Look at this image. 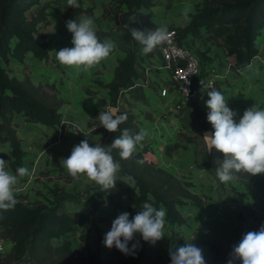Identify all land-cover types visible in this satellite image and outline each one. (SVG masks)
Instances as JSON below:
<instances>
[{"label": "rangeland", "instance_id": "1", "mask_svg": "<svg viewBox=\"0 0 264 264\" xmlns=\"http://www.w3.org/2000/svg\"><path fill=\"white\" fill-rule=\"evenodd\" d=\"M229 1L234 0H214V3ZM201 2L202 0H153L150 20L154 27L151 26L149 30L165 27L169 23L177 26L186 24L188 19H184V10L193 12L196 6L202 5ZM78 3L79 7L73 8L67 6V0H38V6L44 7L45 20L36 25L34 36L45 45L46 55L42 58L33 57L30 66L25 62V54L21 61L11 59L7 64L3 62V67L11 77L28 79L36 87H40L41 91L55 95L60 102V121L52 126L27 121L20 114L12 116L11 123L24 153L20 165L12 163L9 143L4 137L5 133L0 131V158L7 161L8 170L14 174L21 166L29 170V175L18 179L16 198L28 205L57 204L58 212L70 215L81 212L86 213L88 217L87 223L76 225L65 238L69 240L72 250L82 247V256L75 251L72 255L65 250L49 251L38 257L40 264H71L70 259L72 264H95L97 256L103 258L104 262L111 257V264H122L124 253L120 251L116 255L103 241L97 242L96 239L100 233L106 234L111 229L114 219L126 212L131 202L125 197L110 201L106 193L100 194L102 189L98 184L83 175L73 178L60 163L61 158H67L73 146L82 140L87 139L90 145L104 146L107 133L106 129L99 125L97 117L100 112L109 110V107L136 113L139 130L147 132L141 142L148 147L145 158L191 182V191L200 196L203 202L202 209L193 207L189 202L180 207L186 219L183 225L170 224L165 220L164 237L155 244L150 242L156 264H171L170 250L184 245L193 235L196 238L191 242L202 249L205 261L208 260L212 256V244H231L226 238L217 237L219 227L223 224L232 228L234 238L235 234L243 236L249 231H258L260 226L264 225V173L250 177L249 174L238 173L230 182L219 181L216 168L222 160L217 158V150L210 152V167L202 168L207 152L201 133L204 129L199 127L200 133L193 135L184 133L189 127L186 112L180 119H177L179 113L175 109L160 114L152 109L153 112L149 113L152 105L161 103L148 88L135 87L134 95H128L129 99L126 93L129 94L130 90L124 91L120 94L119 101L112 105L107 83L112 80L109 74L114 58H122L130 50L135 56H140L142 46L131 36L133 20L126 15L124 6L116 0H78ZM36 8L37 5H33L25 13L26 17L36 13ZM96 13L99 15L96 16ZM83 14L94 18L97 23V36L101 42L110 39L115 44L110 56L87 72L64 66L56 59V51L73 46L72 33L67 30L66 21L83 17ZM262 30L260 36H263L264 40V28ZM199 37L207 38L206 35ZM14 41L11 40L12 44ZM209 41L218 47L222 45L221 41ZM259 44L260 42L257 45L255 43L257 53L254 58L259 65H264V50L261 49V52L258 49ZM195 45L201 44L195 41ZM218 90L220 91L219 87ZM145 93H148L149 97ZM150 97L152 103L148 101ZM174 117L176 124L170 126L174 132L168 133V138L173 139L170 143L164 144L165 141H162L158 144V135L155 133L163 130L162 118L170 121ZM139 148L140 145L136 151ZM92 199L98 201V208L95 210H91ZM231 206L234 207V218L230 217ZM159 208H162L161 205L157 207ZM81 236H85L84 240ZM0 264H32V260L24 257L7 263V258L0 255Z\"/></svg>", "mask_w": 264, "mask_h": 264}, {"label": "trees", "instance_id": "2", "mask_svg": "<svg viewBox=\"0 0 264 264\" xmlns=\"http://www.w3.org/2000/svg\"><path fill=\"white\" fill-rule=\"evenodd\" d=\"M116 1L124 6L126 15L133 20L134 28L147 31L151 26L154 27L150 20L153 0ZM201 3V6H196L193 12H189L186 24L177 26L169 23L166 27H174L179 39L191 34L196 37L206 35L209 40L221 41L227 53L234 55V68L241 69L249 65L257 53L255 40L263 33L264 0H234L221 3H214V0H202ZM33 5H37V12L31 13L27 18L25 13ZM44 20V7L38 6V0H0V131L5 133L4 137L9 143L14 165H20L24 155L11 123L14 114L23 115L27 121L48 126L58 124L60 121V102L55 95L41 91L40 87H36L28 79L19 80L11 77L3 67V62L7 64L11 59L21 61L24 54L25 60L28 56L42 58L46 55L45 45L34 36L36 25ZM12 39L15 40L13 44ZM154 53H158V47L152 53L145 55L151 57ZM136 57L130 50L124 57L117 58L113 78L107 83L112 105L119 101L120 94L128 91L139 76L134 66ZM194 110L195 117L202 120L199 127L204 130L210 128L207 114L198 107ZM118 112L126 114L127 120L119 125L120 130L116 132L106 130L104 139L106 148L123 129H130L133 133L140 131L135 114L122 110ZM173 145L178 146V144ZM140 147L127 160L121 159L118 149L112 150L111 154L121 164V170L117 174L115 189L109 192L101 191L100 194L106 193L110 201L115 198L117 200L127 198L131 202L126 211L129 213V219L142 210L145 202H149L156 208L161 205L166 210L167 222L183 225L186 219L180 207L189 202L193 207L202 209L203 202L200 196L191 191V182L148 161L145 158L147 145L140 144ZM216 154L217 158L223 160V153L217 151ZM205 156L202 168H209L212 155L206 152ZM17 201L13 210L0 211V236L13 241L11 250L4 255L7 263L29 257L32 264H40L38 257L49 251L65 250L69 255L75 251L82 256V247L72 250L69 240L65 238L76 225L87 223L86 213L75 212L70 215L66 212H58L57 204L28 205L18 199ZM97 208L98 201L92 199L91 210ZM81 237L84 240L85 236ZM242 237L235 234L231 246H224L221 243L212 244L210 247L212 256L205 261V264H228L233 246L237 245ZM104 238L105 234L100 233L96 241L102 242ZM134 243H137L135 254H124L122 264H156V257L153 256L149 241L143 240L141 234L136 233L133 241L129 242L130 249ZM111 249L116 255L120 252L115 246ZM69 261L72 264L71 259ZM94 263L111 264L112 258L108 257L104 262L103 258L97 256ZM235 264H241V262L236 261Z\"/></svg>", "mask_w": 264, "mask_h": 264}, {"label": "clouds", "instance_id": "3", "mask_svg": "<svg viewBox=\"0 0 264 264\" xmlns=\"http://www.w3.org/2000/svg\"><path fill=\"white\" fill-rule=\"evenodd\" d=\"M67 6L79 7L78 0H67ZM95 15L98 16L99 13ZM183 16L185 20L188 19L189 9L184 10ZM66 28L72 33L73 46L56 51V59L64 66L87 72L107 59L115 48L110 39L100 41L97 26L91 16L69 19L66 21ZM130 31L132 38L142 46L143 54L152 53L169 40L166 26L147 31L132 28ZM201 84L203 85L202 81ZM203 90L209 97L205 102L208 108L207 120L214 129L211 133H205L203 140L207 152L215 149L223 153L224 157L216 168L219 181L230 182L238 173H264V109L256 105L249 107L237 122L234 119L237 112L228 106L221 91L215 88L209 91L204 86ZM117 113L119 112L115 108L100 112L97 117L99 125L110 132L120 130L119 125L127 120V115ZM146 136L145 130L133 133L130 129H123L107 148L101 144L90 145L85 139L73 146L71 154L67 158H61L60 163L73 178L83 175L98 184L102 191L109 192L115 189L117 174L121 170V164L111 154L112 150L118 149L121 159H130L137 145ZM27 175L29 170L26 167H18L14 174L8 170L7 161L0 158V211L15 208L18 203V179ZM165 217L164 208L157 209L151 203L145 202L142 210L132 219H129L128 212L118 215L112 222L111 229L105 234L103 243L108 248L115 246L126 255H134L137 243L132 244L131 249L128 245L135 234L139 233L143 240L155 244L165 235ZM195 238L193 235L184 245L170 250L171 264H205L202 249L191 242ZM229 255L228 264H235L236 261L241 264H264V225L258 231L244 234Z\"/></svg>", "mask_w": 264, "mask_h": 264}, {"label": "built area", "instance_id": "4", "mask_svg": "<svg viewBox=\"0 0 264 264\" xmlns=\"http://www.w3.org/2000/svg\"><path fill=\"white\" fill-rule=\"evenodd\" d=\"M167 29L169 40L158 47V53L148 57L141 52L140 56L136 57L134 66L139 76L128 88L130 92L126 93V97L133 96L132 90L137 86L148 88L160 100L159 107L166 110L172 107L179 113L177 119L182 118L186 112L189 127L184 133L193 135L196 132L200 133L199 124L202 122L195 117V107L208 113L205 102L209 97L203 86L209 91L212 88L218 90L217 82L225 76L223 68L232 73L233 70L241 72L240 69L233 67L234 55L228 54L223 45L218 47L207 38L201 39L191 34L179 39L174 27ZM262 38L263 36L256 38V45ZM195 41H199L201 45H195ZM207 52L210 54L208 59H212L204 58ZM217 63H220L219 73L213 69ZM12 245L11 239L0 236V255L7 254Z\"/></svg>", "mask_w": 264, "mask_h": 264}, {"label": "crops", "instance_id": "5", "mask_svg": "<svg viewBox=\"0 0 264 264\" xmlns=\"http://www.w3.org/2000/svg\"><path fill=\"white\" fill-rule=\"evenodd\" d=\"M184 3H185V1H184ZM191 8H193V6ZM190 11L191 10H189V12ZM83 16H87V15L83 14ZM95 24L97 26L96 22H95ZM258 49L261 52H262V50H264V40H262V39L260 40V44L258 46ZM208 54L209 53L207 52L205 54V56L203 55L205 59H208ZM209 57H210V54H209ZM116 58H117V56L114 58V64L110 70V74H109L110 79L113 78L114 67L116 65ZM32 59H33L32 56H28V58L25 60L26 64L30 66L29 63L31 62ZM209 59H212V58H209ZM210 62L213 63L212 61H210ZM216 62L217 61H215V63ZM257 62L258 61L256 60V58H254L253 61H251V63L249 65H247L244 68H241L240 72L243 75L238 74L236 72L235 73L228 72L227 70H225L223 68V75H225V76H224V78L220 79V81L217 82V86L219 87L220 91L222 92L225 99L227 100L228 106L232 110L237 112V116L234 117V119H236L237 122L242 117L244 111L249 107L256 105L258 108L264 109V65H259ZM213 69L215 72L219 73L220 72V63H217V65H214ZM145 94L147 96L149 95L148 93H145ZM150 95L153 96L151 93H150ZM148 101H149V103L150 102L152 103V97H150V99H148ZM152 109L154 111L155 110L159 111L158 112L159 114L161 112L166 113L170 109L174 110V108H172V107L169 108L168 110H166V108L159 107V105H155V106L152 105L151 110H149V113L153 112ZM171 117H172V115H171ZM162 119H163V121H161V122H163V125H164L163 130H158V132L155 133L158 135V137H157L158 144H160V142L162 143V141L163 142L165 141L164 144L170 143V140L173 138H168V136L170 133L174 132V131H172L170 126L176 124V122L174 121V120H176L175 117H174V119L171 118L170 121H165V118H162ZM139 126H141V125H139ZM173 135H175V134H173ZM253 181L255 182L256 179H253ZM260 200H262V199L260 198ZM231 210H232V215L230 217L234 218V215H233L234 207L231 206ZM221 224H223V223L221 222ZM223 225H220L219 230H218L219 234L217 235V237L218 238L224 237V238H226L228 243L232 244V242L234 241V235L232 234V228H227V227H225V225L224 226ZM227 229H229L228 232H227ZM231 244H229L227 246H230Z\"/></svg>", "mask_w": 264, "mask_h": 264}, {"label": "water", "instance_id": "6", "mask_svg": "<svg viewBox=\"0 0 264 264\" xmlns=\"http://www.w3.org/2000/svg\"><path fill=\"white\" fill-rule=\"evenodd\" d=\"M113 108H115V107H109V109H113ZM115 109H117V108H115ZM211 132H213V130L210 129V128L203 130V131H202V137H203V135H204L205 133H211ZM206 147H207V146H206ZM208 153H210V152H208Z\"/></svg>", "mask_w": 264, "mask_h": 264}]
</instances>
